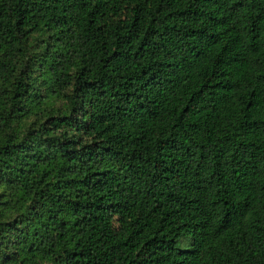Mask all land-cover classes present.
Returning <instances> with one entry per match:
<instances>
[{"label":"trees","instance_id":"trees-1","mask_svg":"<svg viewBox=\"0 0 264 264\" xmlns=\"http://www.w3.org/2000/svg\"><path fill=\"white\" fill-rule=\"evenodd\" d=\"M0 264H264V0H0Z\"/></svg>","mask_w":264,"mask_h":264},{"label":"rangeland","instance_id":"rangeland-1","mask_svg":"<svg viewBox=\"0 0 264 264\" xmlns=\"http://www.w3.org/2000/svg\"><path fill=\"white\" fill-rule=\"evenodd\" d=\"M186 242L183 240L182 243L178 244V247L183 248L185 246Z\"/></svg>","mask_w":264,"mask_h":264}]
</instances>
